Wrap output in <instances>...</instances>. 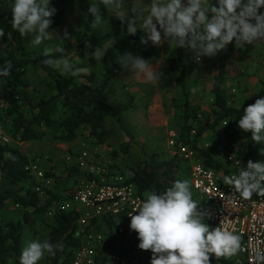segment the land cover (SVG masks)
Segmentation results:
<instances>
[{
	"label": "trees",
	"instance_id": "obj_1",
	"mask_svg": "<svg viewBox=\"0 0 264 264\" xmlns=\"http://www.w3.org/2000/svg\"><path fill=\"white\" fill-rule=\"evenodd\" d=\"M71 0H52L51 7L57 11L52 17V29L56 31L67 13V5ZM89 4L83 5L81 11L87 16L85 28L81 38L72 45L65 46L63 53L54 52L53 55H64L70 62L74 59H87L86 53L93 51L96 47H102L109 41L120 39L127 43L135 55L144 59L153 56L150 51L140 50V34H127V28L121 23H114V29L104 35L95 33V26L87 13ZM103 18L111 17V11L102 9ZM11 9L9 0H0V27L10 29L11 37L8 41L7 50L0 57V64L11 62V75L6 83L0 86V122L3 123L6 136L10 139L9 144H4L0 137V264H19L23 248V235L25 227L30 223L29 219L23 221L1 220V215L8 204H13L22 210L33 211L41 216L49 213L51 223L47 239L53 244H62L63 251L57 252L52 257L45 255L46 264H74L77 253L84 247V242L76 238L77 222L82 214L78 207L65 211L64 204L70 201L76 194V189L69 197L62 199L54 190L46 187L44 198L35 191L36 182L30 170L33 160L22 149V144L43 143L51 139L55 143L73 144L82 133L88 132V137L95 140L97 145H103L106 141V131L110 122L115 121L125 130L128 142L120 149L122 153H128L134 147H140L147 163L134 169L132 177L127 183L136 186L142 197L150 191H163L176 180H188L191 183L190 166L178 155L168 159H160L157 152H150L140 146L133 134L128 131L122 123V116L130 112L136 102L131 97L125 104H115L107 98V93L117 84L124 83L131 78L132 72L125 67H118L117 56L113 48H109L102 61V75L97 77L80 74L71 77L62 74L51 66H46L42 60L44 51L30 48L27 37L11 28ZM184 49L178 48L177 60L182 66L181 73L176 80V86L182 93L181 123L179 125L177 142L178 146H188L198 154L201 162L208 168L228 173L224 163L215 157L213 152L206 149L203 141L207 133L220 134L224 129L227 140L232 139V132L240 133V139L247 143L244 153V165L264 159L260 154L261 145L251 141V132L245 133L238 127V120L244 108L253 104L256 99L264 96V85L257 98L247 101L240 108L230 107L225 84V65L231 57L226 53L219 66V73L212 82V94L214 95V110L206 123L200 128L196 127V116L192 113L190 93L188 88L187 69L183 59ZM89 58H92L91 56ZM29 68H38L45 73L48 83L55 88V94L46 97L37 104L28 102L23 86L25 71ZM90 97H103L98 101H88ZM224 123L227 126L224 127ZM264 151V148L261 149ZM228 152V151H227ZM229 153V152H228ZM230 154V153H229ZM119 171L118 166H113ZM108 177L113 174L109 171ZM47 178L54 177L52 173H46ZM68 179L98 180L95 175L84 170L76 162L75 166L68 170ZM75 183V181H74ZM76 184V183H75ZM192 185V183H191ZM193 188V187H192ZM194 199L199 203L198 209L203 212V202L199 201L193 189ZM63 203V204H61ZM125 221V220H124ZM130 229V221H126ZM107 230L106 240L98 249L95 264H107L110 257L117 252L123 238L117 236L118 225L113 216L107 215L101 219L94 220L90 225V231ZM131 230V229H130ZM133 232L137 242L138 234ZM141 250V249H140ZM145 255L142 264H151V250H141ZM217 264H232L228 259L215 258L210 260Z\"/></svg>",
	"mask_w": 264,
	"mask_h": 264
},
{
	"label": "clouds",
	"instance_id": "obj_2",
	"mask_svg": "<svg viewBox=\"0 0 264 264\" xmlns=\"http://www.w3.org/2000/svg\"><path fill=\"white\" fill-rule=\"evenodd\" d=\"M52 0H9L11 28L22 37H31L32 46L51 41L54 34L52 17L56 9ZM102 9L126 25L127 34L141 31L142 44L160 46L163 41L191 53L199 64L202 58H214L230 43L236 48L264 43V0H90L87 13L93 26L103 21ZM61 37V36H60ZM5 30L0 27V57L7 50ZM71 38L67 30L62 37ZM163 38V40H162ZM113 40L96 47L86 56L101 60ZM64 49L46 48L42 63L62 74L77 77L86 69L75 67L64 55ZM120 64L146 83L157 84L161 72L150 60L126 52ZM11 62L0 64V86L11 75ZM238 127L251 132V141L261 145L264 157V96L240 115ZM244 200L264 196V159L249 160L237 172L223 177ZM191 183L176 180L163 191H150L137 210L129 213L130 229L138 236V248L151 250V264H210V257L230 259L242 250V236L221 227H210L206 214L198 209ZM63 251L62 244L50 240H30L23 248L19 264H40L45 255L54 257ZM251 264H264V252L256 250Z\"/></svg>",
	"mask_w": 264,
	"mask_h": 264
},
{
	"label": "rangeland",
	"instance_id": "obj_3",
	"mask_svg": "<svg viewBox=\"0 0 264 264\" xmlns=\"http://www.w3.org/2000/svg\"><path fill=\"white\" fill-rule=\"evenodd\" d=\"M89 2L90 0H71L67 5L66 16L56 30L61 37L54 34L51 41H45L39 46H32L31 37L28 36L27 40L30 43V48L37 51H44L49 47L57 49L75 44L81 38L87 20V16L82 13L81 7L89 4ZM114 23H121V21L112 14L111 17L103 18L102 23L95 26V33L97 35H104L111 32L114 29ZM122 25L126 27L125 24ZM4 30V41L8 45L11 31L10 29ZM65 30L71 36L68 40L62 38ZM137 32L141 38L143 33L139 30ZM110 48H113L116 53L118 67H122L119 58L126 52H131L135 55V49L132 50L127 46L125 41L120 39L113 40V45ZM230 48H236L234 42L230 43L227 49L218 54V56L214 58H202L199 64L192 60L191 53L185 50L183 52L185 64L188 66L187 79L191 98V109L192 113L196 116L195 124L197 128L204 125L206 121L205 113L207 116L209 115L208 112H210L211 104L210 83L207 88L202 85L208 81H212L214 78L213 75L216 73L219 57ZM141 49L143 52L150 51L153 54L147 60H150L161 72V81L153 85L144 82L132 74L131 78L127 81L114 86L107 93V98L115 104H125L131 97H135L136 102L133 109L125 113L121 121L126 129L133 134L141 147L151 153L157 152L159 158L164 160L173 157L172 151L169 149V138L174 130H179L181 123L182 112L179 108L182 104V93L176 86V80L181 73L182 66L177 60L176 52L178 48L174 44L169 45L167 41H163L160 46H153L151 42L147 45L140 42ZM259 54L260 56H264V49ZM104 56L101 60L97 61L94 58H89V60L74 59L71 63L75 67L86 69L81 74L99 79L102 75L101 65ZM238 58H242L241 66L243 69L248 70L251 68L243 52ZM22 84L24 86L25 96L28 102L32 104H37L40 100L55 94V88L48 83L45 73L38 68L27 69ZM203 91H206L203 102L207 104V109L205 107H199L200 104L201 106L203 105V102L200 103ZM102 98L90 97L88 101L95 102ZM106 132V141L103 145H97L94 139L88 137V132L84 131L73 144H60L53 142L51 139H47L43 143H27L22 144L21 147L33 162L39 161L40 167L45 173L54 174V177L48 178L52 181L50 190L53 189L55 193L64 199V202L70 193L81 186L80 184L83 181L79 180L77 182V179H68V170L75 166L76 158L83 152L90 154L89 160L91 162H88V164H93L102 169V171H105L104 173L98 174L105 181L117 179L128 180V178L132 177L134 169L147 163L148 159L144 156L140 147L133 146L128 153L120 152L121 147L128 142V138L125 135L126 131L121 129L119 124L115 121L110 122ZM0 135L6 136L2 122H0ZM235 138L229 139V145H234L237 149H243L240 144H244V142H239L240 140ZM206 140L207 143L212 145L220 143L219 141L213 142L212 138H206ZM113 166H118L119 171ZM83 169L87 171L86 167ZM109 171L115 175L108 177V174H110ZM26 218L29 219L30 223L24 230L23 248L30 240L47 239L49 232L48 226L52 219L49 213L41 216L33 213L32 210L26 215V211L13 204H8L1 215V220L4 222L23 221ZM40 264H46L45 257L40 261Z\"/></svg>",
	"mask_w": 264,
	"mask_h": 264
},
{
	"label": "built area",
	"instance_id": "obj_4",
	"mask_svg": "<svg viewBox=\"0 0 264 264\" xmlns=\"http://www.w3.org/2000/svg\"><path fill=\"white\" fill-rule=\"evenodd\" d=\"M227 123H224V127ZM225 134L224 129L222 134ZM4 144L10 139L0 135ZM177 132L169 138V149L172 155L179 156L190 166V177L195 194L203 202V213L210 227H221L242 236L241 252L230 258L235 264H251V258L256 250L264 252V196L255 194L250 200H244L235 193L231 186L223 184L225 175L235 174L244 162L235 154L223 152L224 165L228 173L216 171L206 167L198 157L196 151L188 146H178ZM90 154L83 152L76 159L81 168L99 178L98 180H84L76 190L74 197L64 204L65 211L78 207L82 214L77 222L76 238L84 242V247L77 253L74 264H95L98 249L104 244L106 234L90 231L94 220L104 216H113L118 225V237L126 234L125 223L130 221L129 213L137 210L144 197L140 196L135 185L127 180L101 179L98 174L102 169L88 164ZM30 170L37 183L35 191L44 198V190L52 183L41 169L39 161L30 165ZM125 220V221H124ZM210 259H215L211 256ZM107 264H138L121 253H114Z\"/></svg>",
	"mask_w": 264,
	"mask_h": 264
},
{
	"label": "crops",
	"instance_id": "obj_5",
	"mask_svg": "<svg viewBox=\"0 0 264 264\" xmlns=\"http://www.w3.org/2000/svg\"><path fill=\"white\" fill-rule=\"evenodd\" d=\"M264 49V43H257L256 45H245L243 48H230L225 53L219 57L217 61V68L216 73L213 75L214 78L217 77L219 73V66L223 56L226 53H231V57L227 60L225 65V84H226V92L227 98L230 107L233 108H240L242 107L247 101L255 100L263 88L264 85V56H260L261 50ZM245 54L247 62L250 64L251 68L246 70L243 69L241 66L242 58H238L239 55ZM184 54V53H183ZM238 58V59H237ZM184 59V57H183ZM212 81H208L206 84L202 85L205 88L210 87V112H208V116L205 113L206 121L211 116L214 110V95L212 94ZM206 91H203L202 98L200 103L204 101ZM191 100V98H190ZM200 108L205 107L207 109V104L203 102V105L199 106ZM204 109V108H203ZM202 114V113H201ZM205 118V117H204ZM205 121V123H206ZM204 123V124H205ZM222 128L219 131L220 134L217 136L212 133H207L204 136L203 144L206 149H209L213 152L215 157L219 158L221 162L224 163V159L222 157L223 152H229L235 154L236 157L240 158L244 162V153L247 150V143L245 140L240 139V133L237 131L232 132V138L236 137L235 139L240 140L239 142H244V144H240L243 149H237L234 145H229V140H227L226 135L222 134ZM175 131V130H174ZM173 131V132H174ZM175 132L178 133V130ZM206 138H212V141H219V144H209L207 143ZM206 140V141H205ZM231 141V140H230ZM219 148V149H217ZM227 152V153H228ZM226 167V166H225ZM228 167V166H227ZM197 196V195H196ZM198 200L201 202L200 198L197 196ZM126 228V234L123 237V243L118 246L117 252L123 254V256L127 258H131V261H136L138 264H142V261L145 255L141 252V250L137 247V242L134 238L133 232L128 228L126 223L124 224ZM99 230L96 233L103 234L106 233L107 230ZM212 260V259H210ZM230 263L235 264L233 261L228 259ZM210 264H217L212 263Z\"/></svg>",
	"mask_w": 264,
	"mask_h": 264
}]
</instances>
